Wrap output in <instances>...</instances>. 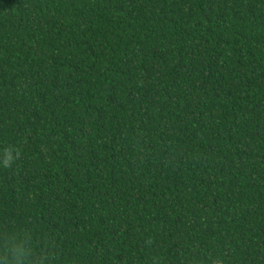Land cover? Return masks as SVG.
I'll list each match as a JSON object with an SVG mask.
<instances>
[{"label": "trees", "instance_id": "1", "mask_svg": "<svg viewBox=\"0 0 264 264\" xmlns=\"http://www.w3.org/2000/svg\"><path fill=\"white\" fill-rule=\"evenodd\" d=\"M10 241L264 264V0H0V264Z\"/></svg>", "mask_w": 264, "mask_h": 264}, {"label": "clouds", "instance_id": "2", "mask_svg": "<svg viewBox=\"0 0 264 264\" xmlns=\"http://www.w3.org/2000/svg\"><path fill=\"white\" fill-rule=\"evenodd\" d=\"M12 159L13 157L11 153H7L3 159V165L5 167L9 166L10 163L12 162ZM8 253H9V256L11 257V260L14 262V264H20V262L23 259L24 253L21 251L19 247L14 246L11 241L9 243ZM4 264H7V261L4 262Z\"/></svg>", "mask_w": 264, "mask_h": 264}]
</instances>
